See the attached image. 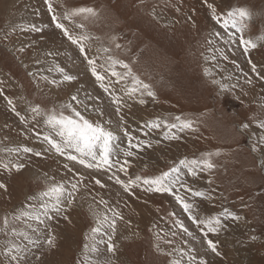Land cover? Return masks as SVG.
I'll return each mask as SVG.
<instances>
[{"label": "rangeland", "instance_id": "1", "mask_svg": "<svg viewBox=\"0 0 264 264\" xmlns=\"http://www.w3.org/2000/svg\"><path fill=\"white\" fill-rule=\"evenodd\" d=\"M51 3L54 12L48 10L45 0H0V161L24 164L18 171L0 168V184L6 185L0 188V229L7 216L10 227L32 234L37 222L11 218L28 210L30 204L39 206L40 201L31 197H39L54 182L70 188L69 182L83 176L72 207L65 205L60 216L40 225L42 246L27 253L26 264H105L106 260L111 264H173L176 260L188 264L189 255L194 257L191 264H264V146L259 145L264 129L257 123L264 119V0H208L222 17L219 23L204 0ZM75 8H92L96 14L65 19L63 13ZM240 8L250 13V18L243 20V32L239 24L233 28L230 23L224 28L223 22L229 20L226 14ZM53 14L74 38H89L84 41L85 52L55 26ZM21 25L26 30L22 31ZM29 25L42 31H32ZM217 32L223 39L215 36ZM233 33L236 43L225 44ZM241 36L256 47L245 52L239 42ZM85 54L95 58L97 71L105 76L103 83L110 92L124 99L119 113L112 97L101 88L102 82L92 75ZM109 56L127 63L132 76L149 84L155 95L124 96L132 76L126 75L121 63L112 65ZM252 64L259 76L251 71ZM56 65L76 79L64 81ZM113 69L125 79L113 77ZM222 84L228 88H221ZM72 95L82 101L74 106L83 115L104 123L119 136L114 142L117 147L112 153L111 170L86 168L56 153L43 140L48 131L44 118L32 119L31 107L58 110ZM8 99L25 120L13 112ZM141 99L145 102L140 103ZM95 109L103 110L105 115L97 118ZM120 116L127 134L118 124ZM176 117L192 121V127L184 131L179 127L170 129L169 125L180 123ZM108 120L112 125H107ZM153 120L160 121L159 128L146 126ZM244 123L249 124L247 129L242 127ZM129 136L132 144L139 142L140 147H133L134 155L125 157ZM253 145L262 150L254 151ZM25 146L33 148V153L6 151ZM207 153H212L215 164L209 171L197 169L198 175L193 176L179 164L182 159H202ZM125 160L126 171L121 172ZM176 166L180 172L172 193L146 191L144 179ZM114 173L126 183L136 176L141 181L126 191L115 178L109 179ZM96 179L101 180L103 188L95 183ZM189 188L204 196H193ZM177 195L193 205L191 215L183 210ZM101 199L123 216L117 220L113 252L107 251L106 243H97L98 251H91L92 229L97 227L92 210L101 214L106 211L99 203ZM225 209L239 219L221 216ZM216 216H221L222 227L205 237L201 228H207L198 221ZM103 231H108L107 224ZM47 236L53 238L51 246L44 243ZM7 238L0 232V248ZM101 238L97 235L95 240ZM209 239L217 245L215 253L207 244ZM17 242L26 244L27 240L18 238ZM0 264H8L2 253Z\"/></svg>", "mask_w": 264, "mask_h": 264}, {"label": "snow or ice", "instance_id": "2", "mask_svg": "<svg viewBox=\"0 0 264 264\" xmlns=\"http://www.w3.org/2000/svg\"><path fill=\"white\" fill-rule=\"evenodd\" d=\"M47 3L48 10L50 12H54L53 4L51 3V0H45ZM205 4H208V0H204ZM208 7L212 9L213 11V18L216 20L217 23L221 22L222 17L217 14L215 8L213 5L208 4ZM86 15V16H94L95 9L92 8H75L68 11H65L63 13L65 19H71L72 17L79 16V15ZM229 17V20H225L223 22V27L228 28L229 24L231 23V27L236 28L237 24L240 25L239 30L243 32L244 24L243 20L245 17L250 18V13L246 9L240 8L236 9L234 11L228 12L226 14ZM51 19L55 21V26L57 28L63 29L64 34L67 36V38L72 41L73 43H76L79 45V50L83 53L85 52V44L84 41H87L89 38L87 36H78L73 37V35L69 32V30L65 27L63 23L59 21V17L56 14H53ZM80 27H83L81 25ZM20 29L26 30L23 25L20 26ZM28 29L32 31H42V29L37 28L36 25H29ZM15 31V29H13ZM216 37H221L220 33H215ZM240 43L244 45V51L247 52L249 50V47L255 48L256 44L253 43L250 40L243 39V36L240 37ZM211 44L212 42L209 41ZM225 44L228 43H236L235 40V33H233L232 37H230L228 40L224 41ZM117 48L120 47L119 44L116 45ZM23 49H21L22 51ZM104 52H109V49L104 48ZM223 55V53H221ZM49 55H52V53H49ZM215 59V57H213ZM227 57L225 56V59ZM85 59H87L88 64L91 66V73L93 76L96 77L97 81H101L100 84L101 88L106 93H109V95L112 97L113 104L115 105V111L116 113H119L121 111V105L125 103L124 99L119 94H113L110 92L109 88L105 86L103 83L105 76L100 74L97 71L96 67V60L95 58L89 59L87 57V54H85ZM108 59L112 62V65H115L117 63H121L123 68L127 70L128 76H132V70L129 67L127 63H123L121 61L112 60V57L109 56ZM55 70L63 74V80L64 81H73L76 79L75 76L69 75L65 72V69L60 67L59 65H56ZM51 71V69H50ZM207 72V70H205ZM251 71L255 73L257 76H259V72H257V67L255 64H252ZM113 77H118L120 80L125 79V76L121 75L120 72L115 71L114 69L111 72ZM44 79H47V77H44ZM261 79H264V77H261ZM52 83H56L55 80L51 81ZM213 83L219 84V81L213 80ZM248 84H251V79L247 80ZM221 88L227 89V84L220 85ZM2 91V90H0ZM139 94L141 97L145 94L148 96H154L155 93L151 90V86L149 84L143 83L138 77L132 76L131 80V87L126 88L124 90V96L127 97H133L136 94ZM145 101L143 99L140 100V103H144ZM8 105L12 108L13 112L23 121L25 120V117L22 116L19 112H16L15 105L13 104V101L11 99L7 100ZM82 104V101L78 98L77 95H72L70 98V101L66 104H62L59 106V109L53 108L50 111H44L40 108L39 105L35 107H31L30 111L32 113V119L35 120L37 117H43L44 123L48 126V131L45 132L43 135V140L49 145L50 149H53L56 153L60 154L61 156L67 155L68 160L70 161H77L81 165H85L86 168H95L97 170L101 168H107L108 170H111L112 168V153L116 149L115 141L119 140V136L115 134L114 131L110 130L108 127L105 126L104 123H98L95 122L93 119H90L83 115L81 111L77 109L74 105H80ZM97 113V118H102L105 113L103 110L95 109ZM66 112H70L71 114H65ZM177 121H180L179 124H171L169 125L170 129L179 127L180 131H184L187 128L192 127V121L190 120H181L180 117H176ZM107 125H112V121L108 120ZM167 123V122H165ZM258 127L260 129H264V119H260L257 121ZM119 126L125 131V134H127V129L123 128L124 124V118L123 116L119 117L118 121ZM147 127L152 128H159L160 127V121L159 120H153L150 121L147 125ZM244 129H247L249 127L248 123H244L242 125ZM53 134L58 137L59 139L54 138ZM37 137L40 136V134L36 133ZM174 138V137H173ZM259 145L264 146V135H261L259 138ZM133 147H140L139 142L135 145L132 144V137L129 136L128 141V150L124 152L125 157H131L134 155V152L131 151ZM254 151H261V147H258L257 145H253ZM9 153L13 152H23V153H33V148L31 147H23L21 148H10L6 149ZM73 151L75 154H73ZM36 156H40V152H35ZM216 155H219L217 152ZM212 153H207L203 156L202 159H192L191 161H188L187 159H182L179 161L180 165L185 166L188 168V170L191 172L193 176L198 175L199 172L203 171H209L215 167V164L213 163L212 159ZM90 158V159H89ZM128 163L127 160H125L124 164L120 166L119 171L125 172L126 168L125 165ZM261 164L264 165V160L261 161ZM24 167V164L22 162H15L12 161L4 162L0 161V168H3L7 171H11L12 168H15L17 171ZM67 167V165H65ZM180 172V167H172L168 171L163 172L161 175L156 176L155 178L151 179H144L143 184L147 185L146 191H155V192H168L172 193L174 191V185L176 184L178 180V174ZM115 178L116 183L119 185H122L123 188L126 191H131L133 185H136L137 182L141 181L140 176H136L134 180H129L127 183L120 179L119 176H116L115 173L113 176H110L109 179ZM83 180V176H79L76 182H69L70 188L66 187L63 182L56 183L54 182L48 189V191H42L39 193V197H31L32 200H39V206L36 204H30L28 206V210L20 212L17 216L12 217V221H19L21 219L25 220L27 223L28 221H35L37 222V227L32 228V234L26 233V232H19L17 229L12 226L10 227V220L7 216L3 219V225L4 227L0 229V232H3L8 237L3 247L0 248V253H2L7 259L8 264H26L27 261V253L31 251L32 248L39 249L41 245V240L39 239V233L43 231V229L40 227V225H46L48 221H51L54 219V217L60 216L65 211V205L67 207H72L74 201H75V194L78 192V184ZM95 183L100 185L102 188L104 185L101 183L100 179H96ZM6 185L0 184V188H5ZM189 192H192V190L189 188ZM192 195L195 197H202L204 196V193L196 191L192 192ZM54 197V199H53ZM176 199L180 201V203L183 205V210L185 212H189V215H191L190 209L193 207L192 204L187 203L184 199H182L179 195L176 196ZM51 201V202H49ZM100 204H103L106 211L101 214L95 210L93 211V216L97 220V227L92 229V236L93 239V245L91 246V251L96 252L98 251V248L95 246L97 243H106L107 244V251L113 252L115 251V245L112 242L113 241V235L115 234L116 230V224L117 220L123 219V216L121 213L115 209L109 208L108 201L101 199L99 201ZM91 207V206H90ZM108 213H111V216L108 215ZM174 215V214H173ZM221 216L231 218V219H239V216L228 211L227 209L224 210V212L221 214ZM221 216L212 217L210 219H206L204 221H198L199 224L205 225L207 228V231H204V228H201V231L203 235L206 237L209 233H217L219 229L222 227V220ZM67 219V217H65ZM192 219L194 221L197 220L195 216H192ZM177 224L186 232L189 236L192 235V233L188 232L187 228H184L183 224L180 221H176ZM107 224L108 231H103V225ZM31 227V225H29ZM97 235H100L102 238L99 241L95 240V237ZM103 237H107V240L105 241ZM18 238H23L24 240H27V243H21L17 242ZM44 243L51 246L53 244V238L51 236H47L44 240ZM207 244L209 248L212 250V252H216L217 245L212 241L208 240ZM30 246V247H29ZM86 248L89 247V245H85ZM157 248L159 250V245H157ZM183 251H181V255H183ZM194 259L193 256H188V264H191L192 260ZM105 264H111V260H106ZM173 264H180L179 260H176L173 262ZM200 264H206V261H201Z\"/></svg>", "mask_w": 264, "mask_h": 264}]
</instances>
